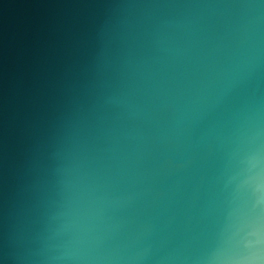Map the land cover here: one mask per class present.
<instances>
[{"label":"clouds","instance_id":"obj_1","mask_svg":"<svg viewBox=\"0 0 264 264\" xmlns=\"http://www.w3.org/2000/svg\"><path fill=\"white\" fill-rule=\"evenodd\" d=\"M0 37V264H264V0H32Z\"/></svg>","mask_w":264,"mask_h":264},{"label":"water","instance_id":"obj_2","mask_svg":"<svg viewBox=\"0 0 264 264\" xmlns=\"http://www.w3.org/2000/svg\"><path fill=\"white\" fill-rule=\"evenodd\" d=\"M39 12L32 0H0V37L10 40L18 35Z\"/></svg>","mask_w":264,"mask_h":264}]
</instances>
